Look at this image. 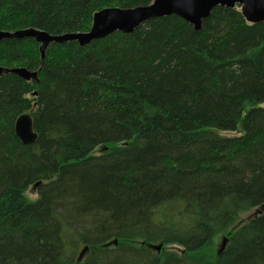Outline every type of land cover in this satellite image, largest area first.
I'll return each instance as SVG.
<instances>
[{
    "label": "trees",
    "instance_id": "trees-1",
    "mask_svg": "<svg viewBox=\"0 0 264 264\" xmlns=\"http://www.w3.org/2000/svg\"><path fill=\"white\" fill-rule=\"evenodd\" d=\"M152 1L0 0V31L85 33ZM0 67L39 70L0 76V264H264V23L216 7L42 60L5 39Z\"/></svg>",
    "mask_w": 264,
    "mask_h": 264
},
{
    "label": "water",
    "instance_id": "water-1",
    "mask_svg": "<svg viewBox=\"0 0 264 264\" xmlns=\"http://www.w3.org/2000/svg\"><path fill=\"white\" fill-rule=\"evenodd\" d=\"M240 7L245 21L250 24L264 23V0H153L149 5L135 8H105L93 14L91 27L85 33H69L58 36L50 35L34 29H24L13 33L0 31V42L5 39L30 38L38 44L40 59L50 45H62L76 42L80 47L101 40L115 32L129 34L141 24L155 18L177 16L189 23L195 31H199L201 23L208 18L216 7ZM38 71H30L24 67H0L2 74H13L30 82L37 80ZM15 134L23 145H31L36 140L32 130L29 114L20 115L15 122ZM225 239L221 242V248ZM158 245L156 250L159 251Z\"/></svg>",
    "mask_w": 264,
    "mask_h": 264
},
{
    "label": "rangeland",
    "instance_id": "rangeland-1",
    "mask_svg": "<svg viewBox=\"0 0 264 264\" xmlns=\"http://www.w3.org/2000/svg\"><path fill=\"white\" fill-rule=\"evenodd\" d=\"M262 107H264V104H262L261 105ZM33 191V190H32ZM31 190H30V192H32ZM35 195V194H34ZM33 195V196H34ZM260 207H262V206H260ZM257 209V208H256ZM263 210V207L262 208H260V209H258V210H253L252 212H250V213H247V214H244L243 216H242V222L243 221H245V220H247L248 218H250V217H252V216H254V215H257V214H259L261 211ZM219 243V242H218ZM220 246V243H219V245H218V247Z\"/></svg>",
    "mask_w": 264,
    "mask_h": 264
},
{
    "label": "bare ground",
    "instance_id": "bare-ground-1",
    "mask_svg": "<svg viewBox=\"0 0 264 264\" xmlns=\"http://www.w3.org/2000/svg\"><path fill=\"white\" fill-rule=\"evenodd\" d=\"M40 54V53H39ZM30 116V115H29ZM15 126V125H14ZM162 215V214H161Z\"/></svg>",
    "mask_w": 264,
    "mask_h": 264
}]
</instances>
